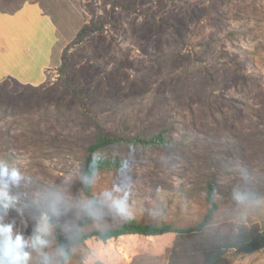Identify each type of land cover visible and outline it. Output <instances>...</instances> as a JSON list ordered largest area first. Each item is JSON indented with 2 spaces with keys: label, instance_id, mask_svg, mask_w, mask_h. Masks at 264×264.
I'll return each mask as SVG.
<instances>
[{
  "label": "rangeland",
  "instance_id": "rangeland-1",
  "mask_svg": "<svg viewBox=\"0 0 264 264\" xmlns=\"http://www.w3.org/2000/svg\"><path fill=\"white\" fill-rule=\"evenodd\" d=\"M83 7L58 33L37 29L39 49L23 51L22 40L23 84L0 83V164L19 173L0 177V189L16 199L5 219L23 230L47 213L74 235L88 203L81 168L95 121L110 135L165 128L172 146L117 150L127 168L94 178L98 206L86 231L128 219L194 226L209 207L211 181L218 207L209 231L263 223L264 0H83ZM83 21L104 28L69 44ZM45 62L58 67L46 74ZM113 184L135 198L114 196ZM53 230L50 222L40 234L47 243L26 249L29 264H168L170 239L136 235L89 240L64 260ZM227 257L264 264V249Z\"/></svg>",
  "mask_w": 264,
  "mask_h": 264
},
{
  "label": "trees",
  "instance_id": "trees-1",
  "mask_svg": "<svg viewBox=\"0 0 264 264\" xmlns=\"http://www.w3.org/2000/svg\"><path fill=\"white\" fill-rule=\"evenodd\" d=\"M103 28V22L90 21L85 23L70 43L79 41L89 33ZM66 48L62 52L59 69L65 68ZM93 126L95 136L86 148L81 168L82 189L88 198L84 213L78 219L72 236L66 235L57 222L51 221L54 225L53 237L64 260L71 256L73 247L85 244L89 240L108 243L129 235L143 237L152 242L158 239H170L171 248L168 264H231V259L227 257L229 251L238 255H249L264 249V222L238 224L232 230L225 232L209 231L208 227L211 225L214 212L218 207L212 181L207 186L206 197L209 207L204 217L194 226L181 228L172 222H140L136 219H128L116 226L86 231V227L92 220L93 211L98 206L92 192L94 178L127 168L128 159L117 150L172 146V138L167 134L165 128L148 135H110L102 129L99 123L94 121ZM61 232L66 238H61Z\"/></svg>",
  "mask_w": 264,
  "mask_h": 264
},
{
  "label": "crops",
  "instance_id": "crops-1",
  "mask_svg": "<svg viewBox=\"0 0 264 264\" xmlns=\"http://www.w3.org/2000/svg\"><path fill=\"white\" fill-rule=\"evenodd\" d=\"M32 7H36L38 13ZM76 7L84 10L83 0H0V83L9 80L23 84L22 40L25 43L23 51L31 47L39 49V45L34 42L37 29H41L46 37L53 31L58 33V26L66 25L72 19ZM37 18L40 20L37 21ZM87 21H83V24ZM52 65L49 62L42 63L41 69L47 74L58 67L52 68Z\"/></svg>",
  "mask_w": 264,
  "mask_h": 264
},
{
  "label": "clouds",
  "instance_id": "clouds-1",
  "mask_svg": "<svg viewBox=\"0 0 264 264\" xmlns=\"http://www.w3.org/2000/svg\"><path fill=\"white\" fill-rule=\"evenodd\" d=\"M4 175L18 177L19 173L0 164V177ZM129 187H135V185L130 184ZM110 191L114 196L125 200L135 198L116 184L111 186ZM83 202V198H81L79 203L83 204ZM15 204L16 199L0 189V264H29L30 252L26 249L34 248L37 242L41 245L47 243L46 240L41 239L40 234L49 229L52 217L44 213L35 224L27 225L23 230H20L12 220L5 219L9 211L14 209ZM79 215L80 211L77 210L76 216L79 217ZM72 230L73 225L70 224L68 226L69 235ZM60 236L66 238L63 232L60 233Z\"/></svg>",
  "mask_w": 264,
  "mask_h": 264
}]
</instances>
